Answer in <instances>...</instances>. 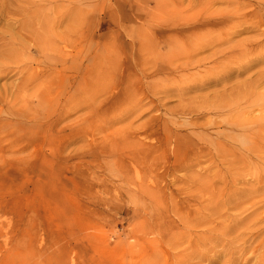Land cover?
Wrapping results in <instances>:
<instances>
[{
  "label": "rangeland",
  "instance_id": "rangeland-1",
  "mask_svg": "<svg viewBox=\"0 0 264 264\" xmlns=\"http://www.w3.org/2000/svg\"><path fill=\"white\" fill-rule=\"evenodd\" d=\"M243 1L0 0V264H257L264 258V159L253 157L245 166L234 161L244 173L250 171L247 183L234 186L233 174L206 143L211 137L226 139L223 132L238 135L236 113L198 115L186 109L189 97L196 104L198 96L215 91L221 96L214 102L231 98V83L247 75L250 81L264 70V60H257L264 49L249 52L247 74L187 94L178 91L186 87L184 80L169 81L160 74L142 78V70L163 64L152 56L146 64L122 60L117 67H100L101 77L94 74L93 63L76 77L68 68L74 55L82 56L81 49L98 60L107 51L125 56L130 52L126 30L143 34L200 12L249 14L264 0ZM51 5L80 17L71 22L75 34L70 31L69 39L58 35L45 49L15 9L28 6L47 13ZM67 18L57 30L69 27ZM253 22L202 31L205 38L193 45L196 56L253 38L256 31L246 29ZM82 34L83 41L73 40ZM260 38L264 42V34ZM239 56L230 59L232 66ZM84 69L89 73L85 82ZM29 72L36 80L18 90ZM130 79L135 81L132 98L140 105L118 118L116 113L132 109L121 102ZM223 83H229L228 89ZM85 84L89 100L102 99L97 112L91 102L68 99ZM163 84H171L168 93L161 92ZM38 88L44 94L35 95ZM256 90L264 92V78ZM104 97L113 100L103 102ZM210 117L218 126H208ZM254 168L261 170V184ZM253 182L263 190H248ZM237 186L246 190L233 198ZM251 216L260 220L245 223ZM243 232L245 239H239Z\"/></svg>",
  "mask_w": 264,
  "mask_h": 264
},
{
  "label": "bare ground",
  "instance_id": "bare-ground-1",
  "mask_svg": "<svg viewBox=\"0 0 264 264\" xmlns=\"http://www.w3.org/2000/svg\"><path fill=\"white\" fill-rule=\"evenodd\" d=\"M5 1V0H1ZM246 5H253L250 1H243ZM39 6V5H38ZM37 6V7H38ZM51 5V7L47 8V13L43 12L42 10L33 9L32 7L28 6H21L15 9L16 12L21 13L24 15L23 25L29 33H32V37L34 36L40 45H42L45 49L48 48L49 45L54 43L55 37L64 36L67 39L70 38L69 32L72 31L75 34L77 28L73 26L71 23L72 21H77L80 16H75L74 13H66V11H61L59 8ZM50 8V9H49ZM40 9V8H39ZM69 16V27L63 31L57 30L59 29L61 23L60 21L64 18ZM253 18L254 22L252 23L250 28L253 31H256L255 36L250 39H241L239 41L233 42L230 46L225 49L213 50L210 54L204 56H196L198 49H194L193 45L195 41L201 43V41L205 38L203 35L204 30H211L215 27H224L229 25L232 22H247L249 19ZM38 23V24H37ZM163 25H159L156 29H152L151 32L147 30L145 32L141 31L135 32L133 30H126V34L130 37V43L128 46L130 47V52L125 56H119L117 53L112 51H107L104 57H100V59L90 58L84 53V49L82 45H80V51L82 56L76 54L72 58V67L69 66L68 68H73L75 72V77L78 75L79 70L83 68V66L91 65L92 63L96 67V71L94 72L95 75L101 77L104 75V70L100 67H117L119 62L124 60V63H128L130 61H134L136 64H146L148 61V56L155 57L163 61V64H160L152 71L142 70V78L147 79L150 75L153 74H160L163 79H167L169 81H175L177 79L184 80V84L186 87L179 88L178 91L184 92L187 94L193 90L198 91L203 87L215 86L219 85L222 80L229 79L233 76L239 77L243 74H247L250 66L247 64L246 57L250 51L256 52L261 49H264V42L260 38L264 34V1H260L258 5L251 6V12L244 13V11L237 10V11H208L206 13H198L196 15H190L186 18H181L179 20H173V22L162 23ZM35 25V26H34ZM28 26V27H27ZM239 27V26H238ZM30 29V30H29ZM244 27L239 31L246 30ZM261 29V32H260ZM138 34V37L135 36ZM18 37L22 38V34ZM74 36V35H73ZM15 37V36H14ZM13 37V39H14ZM17 37V40H18ZM85 34H82L73 40L79 38L83 41ZM5 44V43H4ZM2 44V47L4 46ZM22 44V43H20ZM18 45V42L15 44ZM114 45V41H113ZM167 47L166 52H162L161 50ZM161 49V50H160ZM2 50V49H1ZM20 57H22V53L25 52L24 48H20ZM15 53L17 51H14ZM260 52V51H259ZM239 53L240 62L237 66H232L230 63V59L235 56V54ZM258 61L264 60V51L259 53ZM21 60L22 58H18ZM74 59V60H73ZM183 59V60H182ZM244 59V60H243ZM88 61V64L85 63ZM180 62V63H179ZM210 64V65H208ZM208 65V66H207ZM201 69V67H203ZM221 67V69H220ZM194 69V71H192ZM220 69V70H219ZM86 69H84V72ZM206 76H203L201 73H207ZM88 71L85 72L83 79L84 82L88 77ZM200 76V77H196ZM142 78L139 82L142 81ZM249 75L247 78L232 84L231 83V98L225 99L224 101L214 102V98L221 96L218 94L217 91L213 93H206L203 95L198 96V101L196 103L192 100V97H189L187 101L188 105L186 107L187 110L191 112H195L198 115H204L206 112L214 110H227L231 113H236L237 119L236 124H238L239 134L233 135L228 134L227 132H223V135L226 139L222 138H208V143H206L207 148H210V153L213 154L214 157L217 159H222L224 164L227 165L226 172L233 174V179L231 181L234 183V186L239 183H247L246 175L247 174L242 171L243 168L239 167L238 165H233V162H242L244 166L246 163H250L253 157L262 160L264 159V145L260 144L259 142H255L254 139H259L264 143V92H258L256 88L262 84L264 78V70L260 71L259 74L255 79H250L248 81ZM36 80V76L34 73L29 72L28 76L26 75L25 80L20 82L18 90H24L28 84L32 81ZM134 80L126 81V85L124 90L122 91L125 96H123V100L125 105L131 110H125L124 113L115 114L118 118L124 117V115L129 116L131 113L135 112V107L140 105V102L132 98V91L135 86H133ZM173 83V82H170ZM237 84L240 86L238 87ZM74 85V83H73ZM229 83H223V88L228 89ZM249 85V88L247 86ZM78 85H74L73 90H77ZM87 84L83 85L80 89H78V93L74 94L73 97H69V101H76L74 103H81L86 104L87 102H91V105H94V112H97L100 108V103L102 99L95 101V96H92L89 100L87 97ZM171 88V84H163L161 92L168 93ZM41 89L38 88L35 92V95L44 94V92H40ZM227 91V90H224ZM233 91V94H232ZM6 92V90H5ZM97 92V91H96ZM100 94V93H99ZM183 94V95H184ZM98 95V94H96ZM213 95V96H211ZM2 93L0 92V97ZM109 98V97H108ZM114 98V97H113ZM188 98V96H187ZM115 99V98H114ZM107 97H104L103 102H107ZM113 100L111 97L108 100ZM212 100L213 103H205L204 101ZM190 104V105H189ZM253 114L254 112H256ZM224 112H222L223 114ZM208 126H215L217 123L209 118ZM117 120V119H116ZM116 120L113 121L116 122ZM106 121L105 123H107ZM231 123V121H229ZM229 123V124H230ZM218 126V124H217ZM230 140H235L236 142L240 143V147H234L230 145ZM244 141V143H243ZM136 143H142L140 140L134 141ZM246 142L248 143L246 145ZM252 143V146H251ZM201 150V147L199 148ZM204 156V155H202ZM232 169L235 171L233 172ZM245 171V172H246ZM254 175L257 177V181L261 184L263 181L261 179V170H256L254 168ZM261 174V175H260ZM252 189H248L251 192H260L263 189L261 185L253 182ZM238 193L233 198H237L241 195V193L245 192V188L243 187H236ZM240 193V194H239ZM240 200V199H238ZM258 201L257 203H260ZM260 220L257 216H251L245 219V223L249 222H257ZM190 221L189 219L186 220ZM186 222L184 225H186ZM216 233V230H215ZM245 232L238 238L245 239ZM211 235L209 233L206 235L208 238ZM224 240H220V243H223ZM235 260V259H234ZM257 264H264V258H260L257 261Z\"/></svg>",
  "mask_w": 264,
  "mask_h": 264
}]
</instances>
